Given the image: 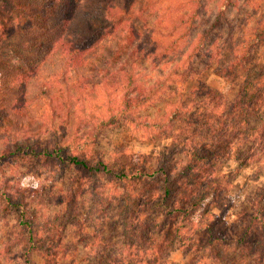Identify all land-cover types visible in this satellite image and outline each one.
<instances>
[{
	"label": "trees",
	"instance_id": "1",
	"mask_svg": "<svg viewBox=\"0 0 264 264\" xmlns=\"http://www.w3.org/2000/svg\"><path fill=\"white\" fill-rule=\"evenodd\" d=\"M161 1L0 0V167L31 158L70 172L49 217L35 188L0 182V213L13 215L1 257L63 264L59 235L67 226L82 228L90 197L88 220L111 215L119 231L84 233L76 246L88 249L86 264H174L177 250L189 256L183 264H264V187L245 200L247 209L234 211L224 196L237 174L217 167L264 163V2L220 0L208 13L212 0H180L168 35L143 32ZM249 7L260 10L251 25L239 17ZM194 32L196 42L178 65L138 80L135 60H166ZM210 74L241 81L232 98L207 83ZM95 76L108 94L106 116L65 139L74 92ZM158 103L166 106L161 116L140 115ZM38 121L53 125L52 139L9 138ZM112 126L142 129L150 142L169 144L149 157L120 151L109 163L91 147Z\"/></svg>",
	"mask_w": 264,
	"mask_h": 264
},
{
	"label": "rangeland",
	"instance_id": "2",
	"mask_svg": "<svg viewBox=\"0 0 264 264\" xmlns=\"http://www.w3.org/2000/svg\"><path fill=\"white\" fill-rule=\"evenodd\" d=\"M220 0H212L208 6V13L214 10L217 3ZM258 3L263 5L262 0H258ZM159 5L153 10L152 13L146 15L147 28L143 30L145 33H150L156 36L168 35L172 25L171 19L174 18L179 11H182L180 0H164L158 3ZM247 13H239V17L244 22L245 18L248 19L249 24L259 17V11L254 12L252 7L247 9ZM250 15V17L248 16ZM262 15V13H261ZM197 32L192 33L184 41L180 42L179 48L175 54L169 56L166 60L154 62L151 58H147L144 61L141 59L135 60V65L132 69L135 72L139 81H149L152 78H156L157 71L163 69L168 71L171 67L178 65L185 55L190 51L196 42ZM118 67V66H117ZM116 67V68H117ZM112 70H115L114 68ZM208 73V72H207ZM100 81L99 76H95L91 79V83L84 88L77 89L74 92L73 99L70 104V118L68 126L65 130L67 134L65 139L70 137L79 136L83 131L90 130L95 126V123L99 122L106 116V100L107 93L105 87L95 85ZM241 81L234 83L226 82L221 77L210 74L207 76V83L224 93L226 96L232 98L238 89ZM94 85V86H93ZM122 92H117L116 98L121 95ZM165 105L158 103L156 105H148L143 108L140 115L149 118H155L161 116L165 112ZM94 124H92V123ZM59 120L55 119L53 123L56 129V136L59 137L61 131L58 127ZM48 122L38 121L27 129L20 130L15 134H9V138L15 137L17 139H23L26 136H31L33 139L45 140L53 138V130ZM92 125V127H90ZM98 138L95 140L92 151L97 152L99 157L107 160L109 163L118 162V156L116 154L120 151H126L128 154H134L136 156H156L162 152L165 146H168L169 141L159 140L156 143L150 142L148 135L142 129H132L130 127L112 126L98 132ZM218 171L220 173L236 172V179L233 182V186L229 187V193H227L225 203H233L234 211L238 209H247L244 204L245 200L252 196L254 192L264 187V163H254L248 167L239 168L238 164L233 160L225 161L217 164ZM70 172H64L56 167H47L42 163L38 164L31 158L18 159L9 164H3L0 167V182L9 179L10 184L14 187L23 188H35L34 190L39 196L45 197L46 202L43 209V216H51L54 211L59 209V198L67 190L69 183ZM107 186L105 193L109 192L110 195L113 191ZM119 192V191H118ZM117 192V193H118ZM155 194V192H154ZM120 194L117 195L114 202L116 203ZM88 194L82 196L85 199ZM96 201L93 205H99L100 199L94 198ZM92 202V198L89 197L82 208L81 223L84 222L82 228L67 226L62 232L60 237L63 252H60L62 256L63 264H86V257L88 249L85 246H76L82 242L84 233L96 232L97 229L104 228L109 234H114L119 231L117 225L114 224L113 216L109 215L105 220H97L92 217V220H88L89 209L88 206ZM216 209V208H215ZM213 213H219L213 210ZM100 217V216H98ZM234 217L232 210L228 211L226 216V223L230 224ZM88 220V221H85ZM13 215H5L0 213V244L8 237L12 231ZM117 241V238H115ZM84 244V243H82ZM14 254V252H12ZM174 264H183L189 260V256L184 255L181 250L173 252L170 256ZM23 260L19 257L5 258L0 255V264H23Z\"/></svg>",
	"mask_w": 264,
	"mask_h": 264
}]
</instances>
